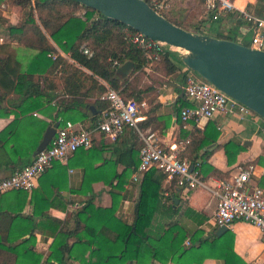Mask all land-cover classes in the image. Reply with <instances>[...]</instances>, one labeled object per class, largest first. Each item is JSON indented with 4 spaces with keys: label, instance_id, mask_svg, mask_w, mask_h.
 Wrapping results in <instances>:
<instances>
[{
    "label": "trees",
    "instance_id": "16d2710c",
    "mask_svg": "<svg viewBox=\"0 0 264 264\" xmlns=\"http://www.w3.org/2000/svg\"><path fill=\"white\" fill-rule=\"evenodd\" d=\"M7 1L10 6L17 8L18 13L16 22L13 24L0 14V38L3 40L0 43V111L4 110L0 113L7 114L3 107V103L6 102L14 108H19L20 114L34 110L43 112V105L53 102L55 111L52 122L58 121L59 125H62L67 121L63 116L64 112L71 109L78 111L80 107L88 105L87 98H92V104L99 116L101 111L108 109V102L101 98L106 88L99 80L117 91L124 101L133 99L140 102L144 100L151 87L139 88L136 75L129 80L131 74L141 71L144 67H158L163 74L169 75L174 73L181 64L175 51L166 48L159 50L143 48L132 40L138 34L135 30L118 21L105 18L97 11L86 8L74 0H0V5ZM145 1L152 7L151 0ZM249 7L251 8L249 11L256 17L264 19V0H255ZM78 8L83 9L81 16L76 15ZM202 21L198 20L191 31L231 41H236L235 36L239 28L248 25V22L236 13H229L215 20L211 19L209 13L206 14L205 21L209 23L206 31L198 30ZM225 21L230 25L223 28L222 22ZM210 30L214 33L208 32ZM251 35L252 29H249L238 42L249 46ZM145 40L148 41V39ZM10 42L34 51L24 70H21L17 63H11L13 56L9 53ZM84 49L87 53L83 52ZM113 61H116V64H113ZM124 61L132 63L131 70L127 74H121L119 71V65ZM187 72L188 69L183 66L181 74L183 79ZM12 93H16L17 96L10 99L9 95ZM187 103L185 106L190 105L189 101ZM14 116L18 114L15 113ZM91 123L90 126H93L94 121ZM146 123H148L147 120H144L143 124ZM36 124L38 134L29 154L34 153L43 128L48 125L38 120ZM14 125L13 122L0 131V141ZM138 125L142 127L141 122ZM193 133L194 130L190 131L184 138L187 142L183 150L179 151L178 158H184L187 150L194 146V142L197 144L194 147V153H197L202 146L201 139L198 143L192 139ZM89 150L90 148L77 149L71 155ZM208 154L209 152L202 153V162L197 165H195L196 159H194L195 163L191 162L201 179L202 166L206 167L207 171H216L205 165L204 156ZM32 158H29L22 166L28 164ZM59 161H52L35 181L39 184L41 176H45L46 172L54 167L64 175L69 164L63 165ZM115 161L103 160L96 172L101 173L108 167L113 168ZM132 166L135 169L137 163L132 162ZM90 179L86 172L83 187L90 183ZM112 179L103 180L108 186L119 189L120 181L112 183ZM163 179L165 175L153 167L144 171L138 201L135 205L136 214L131 224H126L115 216L117 204L115 192H110L112 203L108 208L94 207L91 203L92 199H87L82 207L73 213V227L70 229L61 227L56 232L49 245L47 263L72 264V260H79L81 264H126L135 261L139 248L149 256L150 260L164 262L169 259L176 264H199L204 258L220 257L223 251L216 253L214 240L209 242L202 238L199 230L189 236L188 247L182 245L185 232L175 224L170 223V229L162 235L150 232L151 218L156 208H147V203L149 199L154 198L159 201V197L162 196L159 192ZM64 180L63 176L62 181ZM170 183L176 188L174 180ZM27 193H30L29 196L32 199L34 189L28 192L11 190L3 196L24 202ZM166 199L170 201L169 196H166ZM17 211H21L20 208ZM12 213L16 212L8 208L0 210V264H39L40 255L33 250L34 238L31 234L30 237L15 244L13 242L16 236L10 237L15 230L18 231L17 235L28 232L30 223L27 221L31 220L30 217H23L20 212ZM43 214L42 209H33L32 215L43 216ZM231 259L240 261L234 255ZM231 259L225 258V264L230 263Z\"/></svg>",
    "mask_w": 264,
    "mask_h": 264
},
{
    "label": "crops",
    "instance_id": "0c3cea01",
    "mask_svg": "<svg viewBox=\"0 0 264 264\" xmlns=\"http://www.w3.org/2000/svg\"><path fill=\"white\" fill-rule=\"evenodd\" d=\"M254 2L255 0H233L236 6L245 7L248 10H251L249 5L252 6ZM9 9L14 14V16L11 15L14 19L9 21L13 24L16 22L18 10L10 5ZM0 14L9 18V15H5L3 10ZM204 14V11L203 14L201 11L199 19L204 18ZM201 20L205 22V19ZM173 22L189 30L179 22ZM208 25V22L201 24V27H206L203 31L208 29ZM244 33L243 27L239 28L237 34L242 37ZM2 42L3 40L0 38V43ZM59 52L61 51L59 50ZM9 53L13 56L11 63H17L20 69L24 70L34 51L15 42H10ZM182 72L183 65L179 64L178 69L169 75L163 74L158 67H144L141 71L131 74L129 80L136 75L139 88L151 87L143 100V107L138 112V130L153 133L158 145L164 150H168L194 130L192 139L196 143L201 139L202 146L197 153H194V147L197 145L194 142V146L187 150L184 158L190 162L191 166L193 165L191 162L196 159L195 165H197L202 162L201 154L209 152L207 156H204L205 165L216 171H207L206 167L202 166V185L193 189L174 188L170 180L163 179L159 192L162 196L159 197V201L154 198L149 199L147 203V208H156L151 218L150 232L162 235L170 229V223L175 224L185 232L182 245L188 247L189 236L197 230L201 231L202 238L209 242L214 240L216 253L223 252L220 257H207L202 259L199 264H225V258L231 259L232 255L238 257L240 261L231 259L228 264H264V238L255 226L236 220L224 231L215 233L218 228L212 223L215 198L210 191L217 178L236 175L238 170L246 164L253 167L249 184L264 188V121L251 111L241 115L237 113L216 114L209 119L191 122L183 129L178 113L179 109L188 104V100L183 95L180 96L184 84ZM99 82L106 87V83L101 80ZM16 96V93H12L9 98L12 99ZM86 101L88 105L80 107L78 111L71 109L63 113V116L75 128L88 127L92 121L95 122L99 117L98 111L92 104L93 99L87 98ZM89 106H92L96 111V114L91 117L87 116ZM3 107L7 114L0 113V131L13 122L15 125L5 133L0 141V178L10 175L16 168L21 167L24 162L34 156L29 153L38 134L36 121H43L48 124L46 127L50 126L53 123L52 117L55 111L53 102L44 104L43 112L34 110L25 114H20L19 108H14L7 102L3 103ZM15 113L18 116L15 117ZM144 120H147L148 123L143 124ZM139 122L142 123V127L138 125ZM45 128H43V132ZM140 145L141 140L138 134L130 128H124L114 139L95 132L89 151H80L70 155L64 161H59L63 165L69 164L64 175L54 167L50 168L45 176H41L39 184L35 181L32 199L29 196L30 193H27L24 202L13 197H5L2 193L0 210L8 208L12 212H20L23 217L28 216L31 219L27 221L30 223L28 232L17 235L18 231L15 230L10 234L11 238L16 236L13 244L30 237L31 234L34 238L33 250L40 255L39 264H48L46 258L49 254V245L59 228H72L74 225L73 213L80 209L89 198L92 199L91 203L94 207H110L112 203L111 191L117 194L115 216L120 221L131 224L135 218V205L138 201L141 178L144 173H140L137 179H132L136 169L132 166V162L133 164L137 163V152ZM116 159L118 161H115ZM103 160L115 161L114 167H108L106 171L98 173L96 171L102 165ZM86 172H88L91 181L83 187ZM63 176L64 182L62 181ZM99 177L107 181L113 178L112 183L120 181L118 183L120 188L108 186ZM166 196H169L170 201L166 199ZM19 208L21 211L18 212ZM33 209H42L43 216L32 215ZM71 263L81 264L79 260H72ZM126 264L176 263L169 259L164 262L150 260L149 256L139 248L135 261Z\"/></svg>",
    "mask_w": 264,
    "mask_h": 264
},
{
    "label": "built area",
    "instance_id": "2783aa9c",
    "mask_svg": "<svg viewBox=\"0 0 264 264\" xmlns=\"http://www.w3.org/2000/svg\"><path fill=\"white\" fill-rule=\"evenodd\" d=\"M174 0H151L152 8L159 14L165 13ZM202 8L211 19L236 13L248 25L243 26L245 32L252 29L250 45L253 49L264 50V19L256 17L245 7L236 6L233 0H201ZM137 34L132 40L145 49L159 50L171 48L164 44L149 40ZM87 53V50H83ZM116 64V61H113ZM102 99L108 102V109L101 111L93 126L75 128L70 121H65L56 128L48 144L38 151L32 160L13 171L10 175L0 178V194L9 190L30 191L36 178L51 165L52 161H64L77 149H88L92 145V136L100 132L114 139L124 128L133 129L141 140L137 152V166L132 179L138 178L140 173L153 167L165 175L168 180H174L175 186L181 189H193L202 185L200 175L190 168V162L185 158H178L187 139L181 140L164 150L158 145L154 134L140 132L137 127L138 112L144 101L133 99L124 101L117 91L106 85ZM182 95L190 102L179 111V120L183 129L191 122L209 119L216 114L237 113L239 115L250 110L225 95L207 81L188 70ZM253 167L248 165L240 168L236 175L227 178H217L210 191L215 198L212 223L219 227H228L233 221L240 220L255 226L264 238V188L250 185V175Z\"/></svg>",
    "mask_w": 264,
    "mask_h": 264
},
{
    "label": "water",
    "instance_id": "95a60500",
    "mask_svg": "<svg viewBox=\"0 0 264 264\" xmlns=\"http://www.w3.org/2000/svg\"><path fill=\"white\" fill-rule=\"evenodd\" d=\"M74 1L171 48L179 54V61L186 69L264 121V50L184 29L157 13L145 0ZM131 65L130 61L121 63L120 73L126 74ZM88 109L87 116L96 114L92 106ZM58 127L59 123L55 121L45 128L33 155L48 144ZM225 229V226H219L215 233Z\"/></svg>",
    "mask_w": 264,
    "mask_h": 264
},
{
    "label": "rangeland",
    "instance_id": "374dc122",
    "mask_svg": "<svg viewBox=\"0 0 264 264\" xmlns=\"http://www.w3.org/2000/svg\"><path fill=\"white\" fill-rule=\"evenodd\" d=\"M202 9L203 8H202L201 0H174L168 12L165 13V17L170 20L179 22L180 24L187 27L189 30H192L194 29V26L196 25L197 21L200 20L199 14H201V11L203 14ZM1 10H3L5 15H9V18L7 19L8 21H12L14 19L13 17H11V15L14 16V14L9 9V1L0 5V13H1ZM82 10H83L82 8H78V10L76 11V15L81 16L83 14ZM203 17L204 18H201V19H206L205 14ZM206 22L207 21L202 22V24ZM222 25H223V28H226L227 26L230 25V23L225 21V22H222ZM205 28H206L205 26H202L198 30L202 31V30H205ZM208 32L214 33V31H211V30ZM235 39L236 41H240L241 35L236 34Z\"/></svg>",
    "mask_w": 264,
    "mask_h": 264
},
{
    "label": "bare ground",
    "instance_id": "6f19581e",
    "mask_svg": "<svg viewBox=\"0 0 264 264\" xmlns=\"http://www.w3.org/2000/svg\"><path fill=\"white\" fill-rule=\"evenodd\" d=\"M177 49V48H176ZM185 52V51H184Z\"/></svg>",
    "mask_w": 264,
    "mask_h": 264
}]
</instances>
